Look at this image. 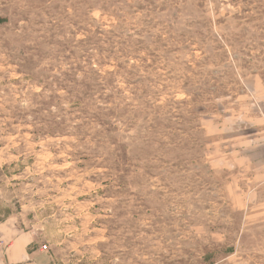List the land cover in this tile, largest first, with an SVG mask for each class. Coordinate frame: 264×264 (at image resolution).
<instances>
[{"label": "rangeland", "instance_id": "1", "mask_svg": "<svg viewBox=\"0 0 264 264\" xmlns=\"http://www.w3.org/2000/svg\"><path fill=\"white\" fill-rule=\"evenodd\" d=\"M0 222L38 264H264V0H0Z\"/></svg>", "mask_w": 264, "mask_h": 264}, {"label": "crops", "instance_id": "2", "mask_svg": "<svg viewBox=\"0 0 264 264\" xmlns=\"http://www.w3.org/2000/svg\"><path fill=\"white\" fill-rule=\"evenodd\" d=\"M28 232L0 222V264H38Z\"/></svg>", "mask_w": 264, "mask_h": 264}]
</instances>
